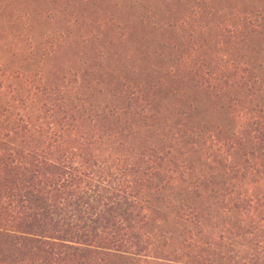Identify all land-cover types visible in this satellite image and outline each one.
<instances>
[{
    "label": "trees",
    "instance_id": "16d2710c",
    "mask_svg": "<svg viewBox=\"0 0 264 264\" xmlns=\"http://www.w3.org/2000/svg\"><path fill=\"white\" fill-rule=\"evenodd\" d=\"M21 1L3 37L50 54L0 62V264H264V0ZM92 31L122 54H56Z\"/></svg>",
    "mask_w": 264,
    "mask_h": 264
},
{
    "label": "rangeland",
    "instance_id": "374dc122",
    "mask_svg": "<svg viewBox=\"0 0 264 264\" xmlns=\"http://www.w3.org/2000/svg\"><path fill=\"white\" fill-rule=\"evenodd\" d=\"M6 0H0V12H5V10H9L6 7ZM20 2H22L21 0H19ZM27 3H31L33 0H24ZM110 2H112L110 0ZM92 3H95L97 6H102V2L100 0H94ZM90 10V7L82 5V13L87 15L88 12ZM128 22L130 21L129 18L125 19L124 22ZM13 28H14V36L10 37V38H5L3 37L2 34V29L7 25L5 21L0 19V62H2V57H8L11 54H50L47 50H48V45L46 44V40L40 42V40L37 41V44H34L35 47L33 45L30 44V42L27 41V37H28V33L23 32V29L21 27V23L18 22L17 20H13ZM92 30V29H91ZM39 31V28H37L35 26L30 28V31H28L30 34L35 33V32ZM82 31H85V29L83 28ZM95 31H92V33L89 32L88 36L86 37L85 40H89L87 43H85L84 45H82V47H74L70 50L68 49H63L60 53H56V54H122L121 52H114L113 48H110L108 51H106V53H102L100 52V49L98 48L99 45V40L95 33ZM86 32H84L83 36H82V42L84 40V35ZM96 37V38H95ZM101 38L103 36H100ZM146 39L147 41H153L155 40V33L154 32H150V33H146V32H141L140 36L135 39V41H139L142 38ZM132 42L129 41V43L124 47V50L126 51L127 54H132L133 49L131 46ZM78 48H82L81 52L78 53ZM129 49H132L131 51H129ZM130 52V53H129ZM222 55V54H220ZM264 56V54H263ZM70 56L68 55H63V56H59L57 57V60H55L54 63H56L58 66V68H65L66 66H71L69 63H67V59H69ZM51 66V65H50ZM4 66H0V72L1 70H3ZM35 68V67H34ZM204 114H207V112H203L201 113V116L203 117ZM200 116V117H201Z\"/></svg>",
    "mask_w": 264,
    "mask_h": 264
}]
</instances>
